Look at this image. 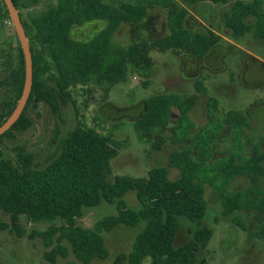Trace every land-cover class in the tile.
Instances as JSON below:
<instances>
[{"label": "trees", "instance_id": "obj_1", "mask_svg": "<svg viewBox=\"0 0 264 264\" xmlns=\"http://www.w3.org/2000/svg\"><path fill=\"white\" fill-rule=\"evenodd\" d=\"M12 1L20 12V9L36 6L40 0ZM185 1L227 4L231 0ZM173 2L115 0L108 4L104 0H56L54 6L33 16L29 22L22 20L33 58L30 98L55 108L57 99L75 104L73 98L77 89L99 90L108 97L117 85L128 82L132 74H146L154 68L152 52L181 49L203 58L221 38L210 30L194 32L188 29V12L183 7H176L172 12L169 34L164 38L128 45L114 40L122 24L139 23L147 16L150 6H168ZM6 18L11 21L4 0H0V20ZM251 18L253 22H249ZM95 21L106 24L89 40L73 37L76 27ZM225 24L234 39L251 32L264 40V0L237 1L225 15ZM18 51L17 64L8 63L10 72L2 81L4 86L12 87V95L0 111V126L12 114L23 92L26 70L21 45ZM45 74H49L47 81L41 77ZM144 85L149 86V83ZM207 93L204 81L198 80L194 83V92L187 97L176 93L150 96L144 113L134 123L135 131L141 139L152 141L156 130L168 127L171 110L176 108L180 119L173 129L174 138L185 142L194 130L189 112L197 104L200 94ZM207 106L209 120L215 123L212 129L205 127L192 137L193 144L200 145L197 153L201 160L196 162L184 153L171 155L169 166L181 171L176 180L169 178V171L164 167L152 168L146 177L113 176L112 160L118 155L120 145L112 135L102 134L80 121L61 140L60 155L41 169L33 166L32 157L25 150L6 157L2 149L4 139L13 137L15 131L29 125L23 113L14 126L0 136V213L5 212L10 218V222H6L0 216V231H9L17 237L28 235L32 240L40 238L47 248L43 258L51 264H55L58 257L66 259L71 254L78 261L90 264L96 258L109 256L101 234L103 231L110 232L118 225L135 227L146 222L132 251L118 256L115 264H198V253L207 247L211 231L199 227L193 239L179 248H175L174 240L179 231V217L184 216L201 225L207 212V184L221 195L226 215L235 211L264 214V150L260 144L248 141L251 156L246 158L231 153L220 161L222 169L213 171L211 163L210 147L221 134L219 125L230 130L232 148L239 151L240 145L245 149L242 136L243 128L249 126L248 115L238 109L217 117L219 101L213 97L208 99ZM261 141L264 144V132ZM163 144V140L155 141L153 149L161 150ZM185 152L191 153L190 150ZM238 175L253 182V200L245 191L225 194V187ZM131 190L136 192L143 205L140 211L131 209L124 200ZM102 202H117L118 213L105 217L95 228L80 226L78 219L84 216V209ZM23 217L28 222L48 223L49 226L44 231L28 234L21 223ZM234 223L245 229L238 219H234ZM258 238L264 240V229Z\"/></svg>", "mask_w": 264, "mask_h": 264}, {"label": "rangeland", "instance_id": "obj_2", "mask_svg": "<svg viewBox=\"0 0 264 264\" xmlns=\"http://www.w3.org/2000/svg\"><path fill=\"white\" fill-rule=\"evenodd\" d=\"M104 1L110 4L115 0ZM237 1L253 2L231 0L227 4H192L185 0H174L168 6H150L147 16L139 23L122 24L114 36L118 44L128 45L164 38L169 34L168 22L172 12L176 7H183L188 12V29L194 32L210 30L221 40L203 58H197L181 49L152 52L154 68L146 74H132L128 82L117 85L108 97L99 90L87 92L77 89L73 98L75 104L57 99L55 108L44 101L29 98L24 109L29 125L24 130L15 131L13 137L4 139L2 149L5 156L12 157L16 151L25 150L32 157L33 166L41 169L60 155L61 140L80 121L102 134L112 135L120 145L118 155L112 160L113 176L146 177L152 168L164 167L169 171V178L176 180L181 171L177 167L169 166L171 155L184 153L196 162L201 160L197 153L200 145H194L192 137L195 132L205 127L211 128L215 123L214 120H209L208 114L207 104L211 97L219 101L217 117H224L227 112L238 109L245 111L249 117V126L243 128L242 136L245 149L238 145L239 151L231 146L230 130L219 125L221 134L210 147L213 171L219 169L220 161L231 153L250 157L251 147L248 141L260 144L264 150L261 141L264 132V40L251 32L239 39L232 37L225 24V15ZM55 4L56 0H40L32 8L20 9L22 20L29 22L33 16ZM249 22H253V18ZM105 24V21H95L76 27L73 37L89 40ZM19 45L12 22L7 18L0 20V111L12 95V87L4 86L2 81L9 75L8 63L16 65L18 62ZM41 77L47 81L49 74ZM198 80L204 81L208 93L200 94L197 104L189 112V119L194 125L189 139L179 142L174 138L173 129L179 125L180 119L176 108L171 110L166 129L156 130L152 141L141 139L134 129V123L144 113L147 99L155 94L169 93L187 97L194 92V83ZM144 83H149V86ZM158 140H163L164 144L161 150H154L153 143ZM186 150L191 153L185 152ZM251 190L253 182L246 176L238 175L225 187V194L233 195L235 192L245 191L247 197L253 200ZM205 199L207 212L200 226L184 216L178 218L179 231L174 240L175 248L193 239L197 229L203 227L211 231V236L207 247L198 253V264H264V240L258 238V234L264 229V214L235 211L226 215L221 195L210 184L205 186ZM124 200L135 211L143 208L133 190L125 194ZM117 213V202H102L85 208L84 216L78 219V224L85 228H95L102 219ZM0 216L10 222L9 215L5 212H1ZM234 219L241 221L245 229L234 223ZM21 223L28 234L44 231L49 226L48 223L28 222L24 217ZM145 226L146 222H141L135 227L118 225L110 232L103 231L101 234L109 256L106 259L96 258L90 264H115L118 256L132 251L136 237ZM46 250L40 238L32 240L28 235L17 237L9 231H0V264H51L43 258ZM55 264L84 263L71 254L66 259L58 257Z\"/></svg>", "mask_w": 264, "mask_h": 264}, {"label": "water", "instance_id": "obj_3", "mask_svg": "<svg viewBox=\"0 0 264 264\" xmlns=\"http://www.w3.org/2000/svg\"><path fill=\"white\" fill-rule=\"evenodd\" d=\"M6 7L9 12V16L11 19V22L16 30V33L18 35L20 45L24 54V60H25V83L23 87V92L20 97V100L12 112V114L9 116V118L0 126V136L5 134L7 131H9L14 124L19 120V118L24 113V109L28 103V100L30 98L31 92H32V85H33V58H32V52L30 47V41L26 34L20 12L14 5L12 0H4Z\"/></svg>", "mask_w": 264, "mask_h": 264}]
</instances>
